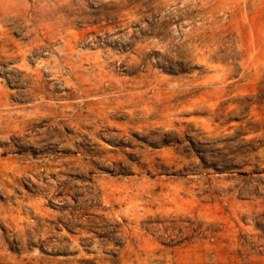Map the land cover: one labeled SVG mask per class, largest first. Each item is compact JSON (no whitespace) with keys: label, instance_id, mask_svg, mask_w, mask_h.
Returning <instances> with one entry per match:
<instances>
[{"label":"rangeland","instance_id":"obj_1","mask_svg":"<svg viewBox=\"0 0 264 264\" xmlns=\"http://www.w3.org/2000/svg\"><path fill=\"white\" fill-rule=\"evenodd\" d=\"M0 264H264V0H0Z\"/></svg>","mask_w":264,"mask_h":264},{"label":"bare ground","instance_id":"obj_2","mask_svg":"<svg viewBox=\"0 0 264 264\" xmlns=\"http://www.w3.org/2000/svg\"><path fill=\"white\" fill-rule=\"evenodd\" d=\"M48 105H49V104H48ZM94 110H95V109H94ZM96 113H97V112H96ZM101 114H102V112H99V115H101ZM81 115H82V114H81ZM81 115H80V116H81ZM78 116H79V115H78ZM96 116H97V115H96ZM81 117H82V116H81ZM82 118H83V117H82ZM77 119H78V118H77ZM80 119H81V118H80ZM47 158H48V157H47ZM34 167H35V166H34ZM34 169H35V168H34ZM34 178H35V177H34ZM49 179H50V178H49ZM53 186H54V185H53ZM46 190H47V189H46ZM33 206H34V205H33ZM34 207L38 208L39 210H42L41 207H39V206H37V205L34 206ZM41 213H42V212H41ZM43 215H44V212H43ZM33 242L35 243V240H34ZM27 243H28V242H27ZM30 243H31V242H30Z\"/></svg>","mask_w":264,"mask_h":264}]
</instances>
